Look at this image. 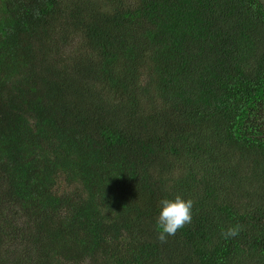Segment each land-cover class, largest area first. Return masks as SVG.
Returning a JSON list of instances; mask_svg holds the SVG:
<instances>
[{"label": "trees", "instance_id": "trees-1", "mask_svg": "<svg viewBox=\"0 0 264 264\" xmlns=\"http://www.w3.org/2000/svg\"><path fill=\"white\" fill-rule=\"evenodd\" d=\"M0 264H264V0H0Z\"/></svg>", "mask_w": 264, "mask_h": 264}, {"label": "clouds", "instance_id": "clouds-1", "mask_svg": "<svg viewBox=\"0 0 264 264\" xmlns=\"http://www.w3.org/2000/svg\"><path fill=\"white\" fill-rule=\"evenodd\" d=\"M160 212L157 217L156 227L158 229L157 239L166 242L168 236H174L192 220V199H184L176 194L174 198H163L160 200ZM239 226L229 228L223 235L231 237L238 234Z\"/></svg>", "mask_w": 264, "mask_h": 264}]
</instances>
